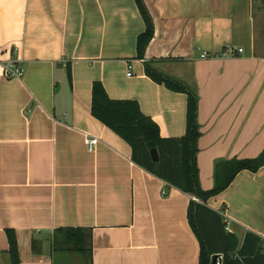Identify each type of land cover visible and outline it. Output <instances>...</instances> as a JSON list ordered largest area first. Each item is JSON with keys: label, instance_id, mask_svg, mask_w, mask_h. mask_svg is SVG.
Here are the masks:
<instances>
[{"label": "crops", "instance_id": "crops-1", "mask_svg": "<svg viewBox=\"0 0 264 264\" xmlns=\"http://www.w3.org/2000/svg\"><path fill=\"white\" fill-rule=\"evenodd\" d=\"M142 1L154 32L139 58L145 24L134 0H0V62L15 58L24 71L0 75V264H10L7 230L20 264H84L54 252L60 229L91 230V264H198L193 198L135 165L91 115L94 83L137 103L162 139L185 135L187 93L147 68L194 92L204 191L216 161L263 153L264 0ZM85 136L98 141L91 152ZM207 206L239 244L250 233L264 245V166L240 172Z\"/></svg>", "mask_w": 264, "mask_h": 264}, {"label": "trees", "instance_id": "trees-1", "mask_svg": "<svg viewBox=\"0 0 264 264\" xmlns=\"http://www.w3.org/2000/svg\"><path fill=\"white\" fill-rule=\"evenodd\" d=\"M144 21L145 31L138 36L137 57L142 58L153 37V24L142 0H134ZM147 76L162 82L174 91L187 93L186 132L178 139H162L158 126L140 111L132 101L110 100L99 83L92 86L91 115L113 131L131 149L132 162L197 201L190 199L187 223L199 245L198 264H210L211 257L222 255V264H264V245L259 237L247 234L239 244L234 234L225 230L220 212L207 206L209 199L226 190L242 171L257 172L264 166V151L252 160L216 161L213 168V187L204 191L199 183L196 157L201 136L197 122L198 99L194 92L176 82L156 75L147 68ZM68 78L70 72L68 70ZM155 149L158 161L153 162L150 151ZM10 264H20L15 233L6 231ZM54 252L74 253L84 264H91V230L60 229L55 231Z\"/></svg>", "mask_w": 264, "mask_h": 264}, {"label": "built area", "instance_id": "built-area-1", "mask_svg": "<svg viewBox=\"0 0 264 264\" xmlns=\"http://www.w3.org/2000/svg\"><path fill=\"white\" fill-rule=\"evenodd\" d=\"M232 55H236L242 52L241 49L235 51V50H230ZM11 54L13 57L17 54V49L14 48L11 50ZM210 56L206 53H203L201 55L202 59H207ZM20 61L16 60L15 58H11L9 61L6 63L0 62V75L6 79H21L23 77L24 71L20 67ZM127 76H130V74H127ZM97 139L91 138L88 136H85V144L89 152H91L94 148V146L97 144ZM193 200L197 201L196 199L193 198ZM224 223L226 225L225 230L228 231L227 228V223L224 219ZM223 257L222 255H219V259L216 261V264H222Z\"/></svg>", "mask_w": 264, "mask_h": 264}, {"label": "water", "instance_id": "water-1", "mask_svg": "<svg viewBox=\"0 0 264 264\" xmlns=\"http://www.w3.org/2000/svg\"><path fill=\"white\" fill-rule=\"evenodd\" d=\"M150 155H151V159H152L153 162H157L158 161V154H157V151L155 149H152L150 151ZM218 259H219V255L212 256L210 264H216V261Z\"/></svg>", "mask_w": 264, "mask_h": 264}, {"label": "rangeland", "instance_id": "rangeland-1", "mask_svg": "<svg viewBox=\"0 0 264 264\" xmlns=\"http://www.w3.org/2000/svg\"><path fill=\"white\" fill-rule=\"evenodd\" d=\"M76 257V256H75Z\"/></svg>", "mask_w": 264, "mask_h": 264}]
</instances>
